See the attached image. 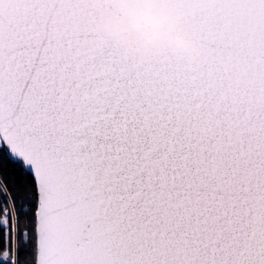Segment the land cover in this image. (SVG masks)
<instances>
[{"label":"snow or ice","instance_id":"snow-or-ice-1","mask_svg":"<svg viewBox=\"0 0 264 264\" xmlns=\"http://www.w3.org/2000/svg\"><path fill=\"white\" fill-rule=\"evenodd\" d=\"M177 3L193 71L0 0V264H264V0Z\"/></svg>","mask_w":264,"mask_h":264},{"label":"clouds","instance_id":"clouds-1","mask_svg":"<svg viewBox=\"0 0 264 264\" xmlns=\"http://www.w3.org/2000/svg\"><path fill=\"white\" fill-rule=\"evenodd\" d=\"M84 4L97 31L142 66L151 67L154 57L171 55L187 70L195 69L199 44L186 30L177 0H84Z\"/></svg>","mask_w":264,"mask_h":264},{"label":"trees","instance_id":"trees-1","mask_svg":"<svg viewBox=\"0 0 264 264\" xmlns=\"http://www.w3.org/2000/svg\"><path fill=\"white\" fill-rule=\"evenodd\" d=\"M0 199H2V196H0ZM13 237V236H12ZM11 243V251L9 252L10 254L14 252V243L13 240L10 241ZM7 249L5 248V238L2 233H0V253L3 251H6Z\"/></svg>","mask_w":264,"mask_h":264},{"label":"rangeland","instance_id":"rangeland-1","mask_svg":"<svg viewBox=\"0 0 264 264\" xmlns=\"http://www.w3.org/2000/svg\"><path fill=\"white\" fill-rule=\"evenodd\" d=\"M11 240H13V243H14V251H15V248H16V240H15V236L13 235V237H11ZM10 254V253H9ZM12 254V253H11ZM10 254V255H11Z\"/></svg>","mask_w":264,"mask_h":264}]
</instances>
